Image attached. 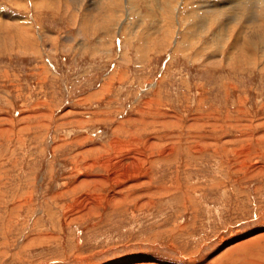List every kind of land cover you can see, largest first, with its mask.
Returning a JSON list of instances; mask_svg holds the SVG:
<instances>
[{
  "label": "rangeland",
  "instance_id": "374dc122",
  "mask_svg": "<svg viewBox=\"0 0 264 264\" xmlns=\"http://www.w3.org/2000/svg\"><path fill=\"white\" fill-rule=\"evenodd\" d=\"M111 1L0 0V264H264V0Z\"/></svg>",
  "mask_w": 264,
  "mask_h": 264
},
{
  "label": "bare ground",
  "instance_id": "6f19581e",
  "mask_svg": "<svg viewBox=\"0 0 264 264\" xmlns=\"http://www.w3.org/2000/svg\"><path fill=\"white\" fill-rule=\"evenodd\" d=\"M84 1H85V0H84ZM127 1H128V0H127ZM155 1H156V0H155ZM169 1H170V0H169ZM178 1L180 2V0H178ZM178 1H177V2H178ZM181 1H182V0H181ZM194 1H195V0H194ZM213 1H214V0H213ZM243 1H244V0H243ZM243 1H242V2H243ZM247 1H248V0H247ZM109 2H112V1L109 0ZM116 2H117V4H119L120 2L122 3L123 1H121V0H117ZM157 2H158V1H157ZM157 2H156V3H157ZM166 2H167V1H166ZM179 2H178V4H179ZM195 2H197V1H195ZM215 2H216V1H215ZM233 2H234V1H233ZM235 2H236V1H235ZM76 3H77V2H76ZM113 3H114V2H113ZM113 3H112V4H113ZM151 3H152V2H151ZM199 3H200V2H199ZM204 3H205V4H210V3H212V0H211V1H210V0H207V2H204ZM237 3H238V2H237ZM109 4H110V3H109ZM112 4H111V5H112ZM167 4H168V3H167ZM180 4H181V3H180ZM214 4L217 5V6L219 5L218 3H214ZM235 4H236V3H235ZM235 4H234V5H235ZM114 5H115V4H114ZM211 5H212V4H211ZM78 6H79V5H78ZM155 6H156V5H155ZM168 6H169V5H168ZM198 6H199V5H198ZM121 7H122V6H121ZM176 7H177V6H176ZM190 7H191V6H190ZM192 7H193V6H192ZM201 7H202V6H201ZM213 7H214V6H213ZM109 8H110V7H109ZM169 8H170V6H169ZM172 8H173V7H172ZM182 8H183V7H182ZM188 8H189V6H188ZM211 8H212V7H211ZM223 8H224V7H223ZM78 9H79V8H78ZM189 9H190V8H189ZM196 9H197V8H196ZM199 9H200V6L198 7L197 10H199ZM203 9H204V8H203ZM205 9H206V8H205ZM205 9H204V11H205ZM232 9H233V8H232ZM177 10H178V9H177ZM213 10H214V9H213ZM213 10H211V12H212ZM237 10H239V9H237ZM263 10H264V8H263ZM204 11H203V12H204ZM206 11L208 12V10H206ZM214 11H215V10H214ZM174 12H175V10H174ZM174 12H173V14H174ZM185 13H186V12H185ZM209 13H210V12H209ZM217 13H218V12H217ZM220 13H221V12H220ZM171 14H172V13H171ZM204 14H205V13H204ZM221 14H222V13H221ZM175 15H176V14H175ZM175 15H174V17L176 18ZM181 15L183 16V14H181ZM193 15H194V13H193ZM200 15H202V13H201ZM217 15H218V14H217ZM167 16H168V15H167ZM184 16H185L184 19H187L189 22H191L190 25H193V23L195 22L194 17H192V15H190L189 13H188V14L186 13ZM202 16H204V15H202ZM206 16H207V15H206ZM208 16H209V15H208ZM260 16H262V15L260 14ZM16 17H17V16H16ZM116 17H117V16H116ZM263 17H264V16H263ZM197 18H198V17H197ZM200 18H201V17H200ZM202 18H203V17H202ZM214 18H215V17H214ZM216 18H217V20H218V18H220V16H218V17H216ZM122 19H123V18H122ZM198 19H199V18H198ZM204 19H205V17H204ZM204 19H203V20H204ZM196 20H197V19H196ZM260 20H262V19H260ZM204 21H205V23H207V24L209 23V22L206 21V20H204ZM214 21H215V20H214ZM196 22H197V21H196ZM201 22H203V21H201ZM203 23H204V22H203ZM203 23H202V25H203ZM205 23H204V24H205ZM214 23H215V22H214ZM227 23H228V22H227ZM261 23H262V22H261ZM261 23H260V24H261ZM211 24L213 25V23H210V25H211ZM215 24H216V23H215ZM202 25H201V26H202ZM202 27H203V26H202ZM202 27H201V29H202ZM205 27H206V26H205ZM205 27H204V28H205ZM207 27H208V26H207ZM218 27H219V26H218ZM191 28L193 29V26H191ZM195 28H196V27H195ZM195 28H194V29H195ZM199 29H200V28H199ZM26 30H27V29H26ZM226 30H227V29H226ZM193 31H194V30H193ZM199 31H200V30H199ZM199 31H198V32H199ZM202 31H203V29H202ZM27 32H28V30H27ZM184 32H185V30H184ZM182 33H183V32H182ZM189 33H192V31L189 32ZM199 33H200V32H199ZM224 33H226V32H224ZM184 34H185V33H184ZM222 34H223V32H222ZM197 35H198V34H197ZM217 37L219 38V36H217ZM20 39H21V38H20ZM237 40H238V39H237ZM261 40H262V39H261ZM235 42H236V41H235ZM238 43H239V42H238ZM23 44H24V46L26 45L27 47H28V45H29V44H27V42H26L25 40H24V43H23ZM244 44H245V45H244V49H243V51H245V52H244V53L242 52V53H243L244 55H250L249 52H250L251 48H254V46L248 45L247 42H245ZM218 49H219V48H218ZM238 49H239V47H238ZM234 50H235V49H234Z\"/></svg>",
  "mask_w": 264,
  "mask_h": 264
}]
</instances>
